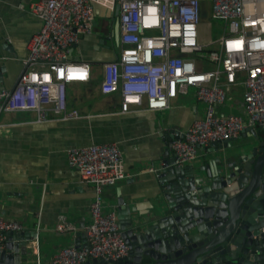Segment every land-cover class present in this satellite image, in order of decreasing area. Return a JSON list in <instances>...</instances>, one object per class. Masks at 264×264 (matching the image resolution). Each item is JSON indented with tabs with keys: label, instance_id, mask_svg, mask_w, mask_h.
Wrapping results in <instances>:
<instances>
[{
	"label": "built area",
	"instance_id": "obj_1",
	"mask_svg": "<svg viewBox=\"0 0 264 264\" xmlns=\"http://www.w3.org/2000/svg\"><path fill=\"white\" fill-rule=\"evenodd\" d=\"M97 9L111 15L110 36L103 37V45L111 50L106 47L111 42L113 47L112 58L100 67V92L119 94L123 114L133 109L166 111L190 89L206 104L203 119L172 135L176 167L194 162L202 149L238 138L247 129L264 133V0H37L30 11L41 27L28 43L17 84L0 91V113H34L39 123L51 116L62 121L83 118L70 108L69 89L92 83L97 68L73 53L85 38L98 33ZM209 19L223 24L217 41L205 28L207 24L211 32ZM236 86L244 89L243 115L219 114L227 92ZM68 162L81 181L95 189L91 221L83 229L88 248H63L53 263L127 257L130 250L118 214L105 212L103 200L106 188L129 177L123 152L116 144L75 147L68 151ZM57 230L76 229L61 219ZM19 232H24L22 224L0 216V254L7 235Z\"/></svg>",
	"mask_w": 264,
	"mask_h": 264
},
{
	"label": "crops",
	"instance_id": "obj_2",
	"mask_svg": "<svg viewBox=\"0 0 264 264\" xmlns=\"http://www.w3.org/2000/svg\"><path fill=\"white\" fill-rule=\"evenodd\" d=\"M36 1L0 0V91L13 89L24 70L28 43L41 27L30 11ZM96 14L107 16L108 12L97 9ZM101 41L103 37L96 33L82 41V50L73 53L74 58L97 67L96 80L69 89L70 108L79 110L83 118L62 121L51 116L39 123L34 113H0V216L23 225L31 236L27 247L39 264H54L61 249L76 246V241L84 246L88 241L82 234L91 221L95 189L69 166V149L102 144H116L121 149L129 177L106 188L103 200L105 212L116 211L122 228L120 200L128 208L129 219L149 215L163 195L160 177L164 165L175 156L172 135L183 133L206 115L207 106L196 92L192 99L179 96L166 111L133 109L123 114L119 94L104 96L100 92V67L109 60ZM243 94L242 87L232 89L219 112L243 115ZM249 136L251 133H245L216 151L212 146L202 149L199 158L186 166L194 174L208 166L212 169L218 156L239 146L240 139L250 140ZM61 219L76 230L60 233L57 225Z\"/></svg>",
	"mask_w": 264,
	"mask_h": 264
},
{
	"label": "water",
	"instance_id": "obj_3",
	"mask_svg": "<svg viewBox=\"0 0 264 264\" xmlns=\"http://www.w3.org/2000/svg\"><path fill=\"white\" fill-rule=\"evenodd\" d=\"M115 31L118 38L117 21ZM245 133L254 143L237 155L218 156L212 169L194 174L190 166L176 167L175 157L166 162L160 177L163 195L149 215L129 219L120 200L129 255L85 264H264V135L253 129ZM230 145L231 140L211 148ZM30 237L9 233L0 264H39L27 247ZM76 246L87 249L88 241L84 246L76 241Z\"/></svg>",
	"mask_w": 264,
	"mask_h": 264
},
{
	"label": "rangeland",
	"instance_id": "obj_4",
	"mask_svg": "<svg viewBox=\"0 0 264 264\" xmlns=\"http://www.w3.org/2000/svg\"><path fill=\"white\" fill-rule=\"evenodd\" d=\"M97 32L99 35H101L102 37H106V36H110V25H111V15L108 13V15H104V14H101L99 15L97 18ZM208 23L211 24V27H212V30L210 32L209 30V26L207 24H205V28L209 31V33L211 34V40L212 41H217L220 36H221V31H222V26L223 24L220 22V21H217V20H208ZM208 27V28H207ZM205 33V32H204ZM210 40V35L207 34L206 35V41L208 42ZM83 43V42H82ZM81 43V44H82ZM82 45H80L78 48H77V52H79V49L82 50ZM106 47L110 48L111 50H113V47H112V44L111 42H108V44L106 45ZM86 51V49H84ZM111 50H107V52H105V55L106 57L110 60L112 58V53H111ZM86 55H89L88 53ZM97 58V57H96ZM99 61V60H97ZM97 68V67H96ZM214 69V67H210L209 70H212ZM239 86V85H238ZM238 86H236L234 89H237L239 88ZM195 90L194 89H190L189 91V94L184 96L186 97L187 99H192V97L195 95ZM231 92V90H229L227 92V97L229 96L228 94ZM228 100V99H227ZM225 107V106H224ZM223 107L219 108L218 109V112L219 110H221ZM219 114H223V113H220ZM224 115H228V114H224ZM239 146L237 147H233L231 150L228 151L227 155H231V154H235L237 155V153L244 147L246 146L248 143H254L253 140H249V139H240L239 142H237ZM134 218V217H133ZM136 218H134V221H135ZM62 250V249H61Z\"/></svg>",
	"mask_w": 264,
	"mask_h": 264
},
{
	"label": "flooded vegetation",
	"instance_id": "obj_5",
	"mask_svg": "<svg viewBox=\"0 0 264 264\" xmlns=\"http://www.w3.org/2000/svg\"><path fill=\"white\" fill-rule=\"evenodd\" d=\"M118 20V15H117V13L115 14V17H114V21L116 22ZM250 129H253V130H256L258 133H260L261 135H264V133L261 131V129H259V128H250ZM259 130H260V132H259ZM242 136V134L239 136V137H241ZM238 137V138H239ZM238 138H234V139H238ZM231 140H233V139H231ZM228 141H230V140H228Z\"/></svg>",
	"mask_w": 264,
	"mask_h": 264
}]
</instances>
